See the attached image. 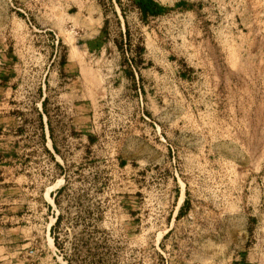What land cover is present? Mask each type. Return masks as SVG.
Masks as SVG:
<instances>
[{
  "label": "rangeland",
  "instance_id": "1",
  "mask_svg": "<svg viewBox=\"0 0 264 264\" xmlns=\"http://www.w3.org/2000/svg\"><path fill=\"white\" fill-rule=\"evenodd\" d=\"M154 1L0 0V264H264V0Z\"/></svg>",
  "mask_w": 264,
  "mask_h": 264
},
{
  "label": "trees",
  "instance_id": "2",
  "mask_svg": "<svg viewBox=\"0 0 264 264\" xmlns=\"http://www.w3.org/2000/svg\"><path fill=\"white\" fill-rule=\"evenodd\" d=\"M115 4L120 7L119 0H114ZM131 5L137 10L140 16L147 17V16H156L160 13V11L163 9L160 5H158L154 0H130ZM123 15V14H122ZM64 188V185H61L59 188L55 190L53 194H51V198L53 199L55 205L58 207V204L55 200V196L60 194ZM49 208V207H47ZM181 210V208H180ZM179 210V211H180ZM54 221L49 227V234L52 238L53 245L57 248L59 252H63V246H60L57 240L56 235L54 234V230L58 228L62 214L60 212H57L56 214H53ZM81 240V239H80ZM69 249H73V242L69 243ZM62 260L65 261L66 264H72L71 259L66 257L64 253L62 254ZM241 264H248L246 262H243Z\"/></svg>",
  "mask_w": 264,
  "mask_h": 264
}]
</instances>
